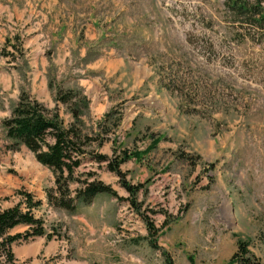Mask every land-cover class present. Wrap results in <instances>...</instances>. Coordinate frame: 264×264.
<instances>
[{"label":"rangeland","instance_id":"1","mask_svg":"<svg viewBox=\"0 0 264 264\" xmlns=\"http://www.w3.org/2000/svg\"><path fill=\"white\" fill-rule=\"evenodd\" d=\"M237 33L215 0H0V210L20 191L48 204L55 188L53 173L25 147L12 149L3 127L23 94L103 141L90 154L145 153L160 140L121 168L140 188V211L105 164L84 159L77 176L95 173L121 199L100 195L74 213L41 208L46 242L66 249L37 264L113 254L104 245L86 253V218L113 263L159 264L145 244L138 255L126 249L147 236L145 217L167 222L158 252L176 264H228L239 241L264 264V43ZM67 91L88 106L58 102Z\"/></svg>","mask_w":264,"mask_h":264},{"label":"trees","instance_id":"2","mask_svg":"<svg viewBox=\"0 0 264 264\" xmlns=\"http://www.w3.org/2000/svg\"><path fill=\"white\" fill-rule=\"evenodd\" d=\"M221 1L224 12L230 20L231 26L237 30V35L256 43H264V0H215ZM242 31V32H240ZM181 94V93H180ZM57 101L63 104L76 103L87 107L86 100L81 104L80 98L73 91L58 93ZM73 110L75 121L80 120V107ZM7 138L13 143L12 149L25 147L34 156L39 164L49 169L55 177V188L47 192L48 205L51 208L61 209L74 213L80 205L90 206L100 195H108L120 200L119 194L111 185L99 180L95 173H84L77 176L84 159L90 157L98 165L105 164L107 170L116 175L120 185L129 194L126 199L133 208L139 187L133 186L126 180L122 166L128 161H142L145 155L155 149L160 140H156L145 153L122 151L115 152L112 157L101 154H90L89 149L93 143L98 147L104 145L103 141L89 137L77 124L66 126L58 113L47 111L37 101L31 100L23 94L9 119L3 122ZM77 184L73 191L71 186ZM20 201L12 208L0 210V264H16L13 245L26 243L35 238L50 237L42 218H36L37 211L42 202L37 201L31 193L19 192ZM140 211V209H139ZM147 236L144 240L155 251H161L158 240L167 222L162 228H157L150 218L145 217ZM28 227L24 233L10 235V231L19 227ZM164 264H176L167 251H162ZM228 264H261L259 258L250 251V243L239 241L236 253Z\"/></svg>","mask_w":264,"mask_h":264},{"label":"crops","instance_id":"3","mask_svg":"<svg viewBox=\"0 0 264 264\" xmlns=\"http://www.w3.org/2000/svg\"><path fill=\"white\" fill-rule=\"evenodd\" d=\"M45 22H48L49 19L47 17H45ZM37 37L40 38H43V35L40 34V33H37ZM33 195V194H32ZM100 197V196H99ZM97 197L94 201V203L90 206H85V208H91L95 205L97 199L99 198ZM37 201H41L43 204L42 206L37 210V211H34V214L36 216V218H41L43 215H42V212H41V208L45 207V208H48L49 211L52 210L53 208H51L47 202H45L44 199H41V198H35ZM18 203V202H17ZM13 206H9L5 209H9V208H12ZM85 215V214H84ZM91 215V214H90ZM92 217H94L96 220L99 221V218L100 217H103L102 215H91ZM42 219L44 220L45 222V218L42 217ZM80 221V220H79ZM47 222V221H46ZM84 223H85V227L82 226V224L80 223V231L81 233L78 234L79 237L83 238L84 240V243L87 247V250H89L88 252H86L87 254L89 255H92V249L93 248H99L101 246H105L107 247L108 249H110L113 254H99L98 255V259L96 261L90 259L88 261H81L80 260V255H77V257H75L72 261L71 260H68L66 259L65 261V264H89V263H98V264H115L113 263L114 262V259H115V253H114V250L111 249L109 246H107V244H105V236L103 235V231L102 230H99V229H96L95 226L89 221V219H85L84 220ZM28 230V227H25V226H19L13 230L10 231V235H16V234H19V233H24ZM96 233H102V235H96ZM146 237V236H145ZM143 237L142 239H135V240H131L130 242L126 243L129 245V248H126V249H129V251H131V253H135V255H138L140 249H145L144 247L141 248L140 246H143L144 244L147 245L149 251H151L152 253L156 254L159 259H160V263L159 264H163L164 261H163V257L162 255L158 252V251H152L150 245L144 240ZM124 247V246H123ZM13 253L14 255L16 254V249H22L19 251V257H16L15 255V262L16 264H27L28 260H31L32 259V262L31 264H37L39 261H38V258L39 257H49L50 255L54 254V253H58L60 251V249H62V252L65 251L66 249V246L63 245V242L62 241H59L58 239H55L51 242H46V239L45 237H41V238H35L29 242H26V243H16L13 245ZM103 259V261L100 260Z\"/></svg>","mask_w":264,"mask_h":264}]
</instances>
